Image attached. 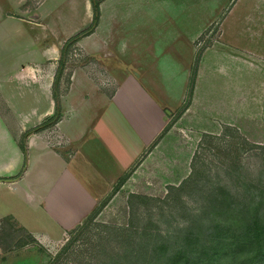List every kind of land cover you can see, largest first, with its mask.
<instances>
[{
  "label": "crops",
  "instance_id": "crops-1",
  "mask_svg": "<svg viewBox=\"0 0 264 264\" xmlns=\"http://www.w3.org/2000/svg\"><path fill=\"white\" fill-rule=\"evenodd\" d=\"M67 2L0 0V186L62 234L149 146L131 191L182 180L201 137L223 125L264 137V0H100L94 28L61 57L92 18L90 0ZM55 94L57 119L34 129L54 114ZM37 229L29 242L0 240V264H34L24 251L60 236Z\"/></svg>",
  "mask_w": 264,
  "mask_h": 264
},
{
  "label": "rangeland",
  "instance_id": "rangeland-1",
  "mask_svg": "<svg viewBox=\"0 0 264 264\" xmlns=\"http://www.w3.org/2000/svg\"><path fill=\"white\" fill-rule=\"evenodd\" d=\"M73 6L79 17L75 25L83 22V10L80 2ZM208 29L209 34L215 33V26ZM209 40L210 36L202 43ZM69 62L74 64L73 58ZM168 116L161 132L168 129L174 115ZM149 150L150 146L81 223L63 234L15 190L1 185L0 240L18 237L17 242H29L26 229L38 231L40 225L53 238L60 235L44 246L35 241L24 251H33L34 264H264L263 249L255 250L258 240L264 243L263 136L253 141L223 125L218 134L201 137L182 180L163 185L157 176V188L131 191L127 179ZM4 212L12 213L24 227L14 226ZM248 222L255 227L245 231L242 225Z\"/></svg>",
  "mask_w": 264,
  "mask_h": 264
},
{
  "label": "trees",
  "instance_id": "trees-1",
  "mask_svg": "<svg viewBox=\"0 0 264 264\" xmlns=\"http://www.w3.org/2000/svg\"><path fill=\"white\" fill-rule=\"evenodd\" d=\"M100 0H90V3H91V8H92V18H91V21L89 22V24L86 26V27H83L82 29L78 30L77 32H75L74 34H72L70 37H68L62 44L61 46V57L63 55V52L65 49H67V47L69 45H71L74 41H76L79 37L85 35V34H88L93 28L94 26L96 25V22H97V19H98V15H99V8H98V3H99ZM198 54H199V50L197 51L196 55H195V62L198 58ZM61 63V62H59ZM193 77H194V72H191V77L189 78V83H188V87H187V97L190 96V92H191V87H192V84H193ZM55 112L52 116H50L49 118H47L45 121H43L42 123L36 125L34 127V129H38L40 128L41 126H43L44 124L48 123V122H51L53 120H56L58 115H59V103H58V99H57V96L55 94ZM20 147L21 149H23V145L20 144ZM125 175V174H124ZM124 175H122L118 181H121L123 178H124ZM250 222L248 223H245L243 224V230L245 231H249L251 230L253 227H255L254 224H249ZM261 235H259L260 237ZM257 248H255L256 251H260L261 249H263L262 251V254H264V243L261 241V240H258L257 241ZM65 248V246L63 245L58 251L57 253L51 258L50 262L53 261L59 254L60 252ZM161 261V260H160ZM158 264H164L163 261H161L160 263Z\"/></svg>",
  "mask_w": 264,
  "mask_h": 264
},
{
  "label": "water",
  "instance_id": "water-1",
  "mask_svg": "<svg viewBox=\"0 0 264 264\" xmlns=\"http://www.w3.org/2000/svg\"><path fill=\"white\" fill-rule=\"evenodd\" d=\"M168 112V110H166V113ZM5 180H10L11 178H4Z\"/></svg>",
  "mask_w": 264,
  "mask_h": 264
}]
</instances>
